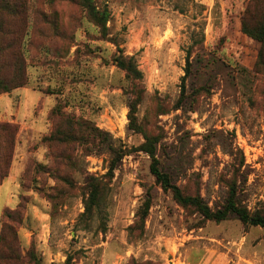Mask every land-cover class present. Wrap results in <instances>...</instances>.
<instances>
[{
  "label": "rangeland",
  "instance_id": "1",
  "mask_svg": "<svg viewBox=\"0 0 264 264\" xmlns=\"http://www.w3.org/2000/svg\"><path fill=\"white\" fill-rule=\"evenodd\" d=\"M28 1L26 85L0 95V124L17 127L12 140L0 132V154L9 155L0 217L20 199L21 253L33 249L39 264H264L263 229L233 217L203 221L156 184L149 157L137 151L142 135L128 129L131 86L113 62L118 51L134 57L142 74L136 122L158 138L156 157L172 184L212 210L234 185L238 205L257 210L264 76L255 70L260 45L240 31L248 0H92L108 13L104 30L85 17L81 0ZM8 26L22 30L20 21ZM188 50L192 94L176 107ZM8 75L0 70V79ZM92 185L101 199L83 218Z\"/></svg>",
  "mask_w": 264,
  "mask_h": 264
},
{
  "label": "trees",
  "instance_id": "2",
  "mask_svg": "<svg viewBox=\"0 0 264 264\" xmlns=\"http://www.w3.org/2000/svg\"><path fill=\"white\" fill-rule=\"evenodd\" d=\"M28 5V0H0V14H7L11 18L6 21L0 20V70L2 68H8L9 70L8 77L6 79H0V95L9 94L11 91L26 85L25 62L22 57L21 48L22 44H24V37H27L26 9ZM78 5L83 10L89 22L101 30L105 29V24L108 20V13L105 10H96L92 0H81ZM35 14H37L36 10H34L33 17ZM38 15L41 16L39 13ZM43 19L49 24V20L45 16ZM14 20L20 21L22 30H17L16 27L13 29L8 26V23ZM240 31L244 36L260 45L255 63V70L261 72L264 76V0H248L240 20ZM199 46V50H201V45ZM8 50L11 51V56L6 58ZM190 55L191 52L188 50L186 52L184 76L181 78L180 95L176 107H178L182 101L188 99L192 94H187L186 92V80L190 76L192 65L190 63ZM3 57H5V60L2 59ZM113 62L116 68L124 73L126 80L131 86V96L133 99L128 104V129L142 135L144 142L138 147L137 151H141L149 157V173L154 178L156 184L160 186L161 190L165 193H170L172 200L180 208L198 214L203 221L218 224L233 217L245 227H257L264 230V204L254 211H249L247 208L238 205L235 201L234 185L230 187L228 197L222 208L212 210L203 202L199 194L193 196L187 195L183 193L179 187L172 184L170 176L161 169L160 163L156 157V144L158 143V138L146 134L136 122V108L141 100L139 86L142 81V74L137 68L134 57L125 56L123 52L118 51ZM0 132L6 133L12 140L17 134V127L7 123L0 124ZM66 136L72 138L75 135L71 133L65 135V137ZM93 136L95 138L104 136V138L102 137L103 140L107 139L105 137L106 135L101 133H95ZM53 138L54 136L50 135L44 138V140ZM8 156V154H0V185L7 176V172L4 170L8 167ZM120 159L121 157L116 155V157L111 160L109 165L110 177L112 176L116 163L120 161ZM100 199V187L98 185H92L88 192V198L84 203L83 218L92 215ZM150 207L151 197L149 193H147L140 207V225H142L147 218ZM24 211L25 207L19 199L15 209H4L1 214L0 264H24L26 259H28L29 264H39V260L36 259L33 249L30 248L29 250L28 248L26 253L22 254L18 244L16 229L24 220ZM68 262L67 260L66 263Z\"/></svg>",
  "mask_w": 264,
  "mask_h": 264
},
{
  "label": "crops",
  "instance_id": "3",
  "mask_svg": "<svg viewBox=\"0 0 264 264\" xmlns=\"http://www.w3.org/2000/svg\"><path fill=\"white\" fill-rule=\"evenodd\" d=\"M7 178H8V177H7ZM7 178H6V179H7ZM14 181H15V179H14ZM14 181H13V182H14ZM3 182H4V181H3ZM2 184H3V183H2ZM2 184H1V185H2Z\"/></svg>",
  "mask_w": 264,
  "mask_h": 264
}]
</instances>
